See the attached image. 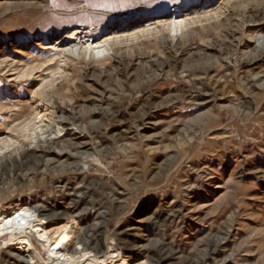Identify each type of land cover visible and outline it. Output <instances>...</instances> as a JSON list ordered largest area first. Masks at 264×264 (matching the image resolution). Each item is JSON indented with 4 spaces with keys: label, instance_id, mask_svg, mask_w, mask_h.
<instances>
[{
    "label": "rangeland",
    "instance_id": "rangeland-1",
    "mask_svg": "<svg viewBox=\"0 0 264 264\" xmlns=\"http://www.w3.org/2000/svg\"><path fill=\"white\" fill-rule=\"evenodd\" d=\"M261 38L264 0H0V207L75 219L81 264H264Z\"/></svg>",
    "mask_w": 264,
    "mask_h": 264
},
{
    "label": "bare ground",
    "instance_id": "bare-ground-1",
    "mask_svg": "<svg viewBox=\"0 0 264 264\" xmlns=\"http://www.w3.org/2000/svg\"><path fill=\"white\" fill-rule=\"evenodd\" d=\"M179 12H180V7L179 6L174 7L171 16V21L169 23V29L172 33L180 30L183 26V23H181L183 21L175 20V17ZM76 29L78 28L68 29L64 31L63 34L66 37L65 41L71 42L73 41V39H75ZM257 36L258 34H256V37ZM263 42L264 39L262 41L261 38L259 44L262 45ZM67 51L74 52V48L72 47ZM38 211H39L38 209L36 208L34 209L25 203H16L8 206H1L0 225H3L6 220L17 216L18 213H22V212L31 213L32 216L34 217V218L22 217V219L26 221L24 226L17 227V225L14 223L11 227H4L3 229H0V238H2V243H8L7 244L8 246L15 245L18 249H22L25 252L27 251L29 253V257L31 261H34V259L36 258L38 259L39 257L41 261L39 260L37 263L46 264L45 262H47V260L41 256L42 254L37 250L33 251L35 247H33L34 244L32 242L31 236L36 234L39 241H42L41 247L42 249L44 248L45 253H48L49 255L56 257L55 261L59 262V264H62L61 261L62 259L67 260L69 264L83 263L84 262L83 259L84 258L86 259V256L89 257L90 254L92 253V251H89L87 248H85L82 245L83 243L82 241L84 237V228L81 227L78 229L76 226L77 223L76 220L71 219L55 229H49L46 226V222L44 221V216H40V214H37ZM65 236H67L68 239L64 243L60 244V247H57L56 245L60 243L61 238ZM41 237L44 238L42 239ZM113 251L114 250L110 246L107 255L108 258L111 257ZM91 256L93 257V255ZM107 257L105 259H107ZM105 259L100 260L98 257H96L95 259L88 258L89 262H91L92 264L105 263ZM48 264H52V263L48 262Z\"/></svg>",
    "mask_w": 264,
    "mask_h": 264
},
{
    "label": "snow or ice",
    "instance_id": "snow-or-ice-1",
    "mask_svg": "<svg viewBox=\"0 0 264 264\" xmlns=\"http://www.w3.org/2000/svg\"><path fill=\"white\" fill-rule=\"evenodd\" d=\"M181 23H183V22H181ZM0 154H2V153H0ZM22 217L34 218L32 216V214L28 213V212L18 213L17 216L6 220L3 225H0V229H3L4 227H11L14 223L17 225V227L24 226L26 221L24 219H22ZM41 238L43 239L44 237H41ZM67 239H68L67 236L62 237L60 243L57 244L56 246L60 247V244L64 243Z\"/></svg>",
    "mask_w": 264,
    "mask_h": 264
}]
</instances>
